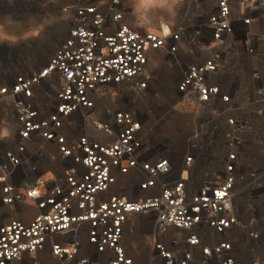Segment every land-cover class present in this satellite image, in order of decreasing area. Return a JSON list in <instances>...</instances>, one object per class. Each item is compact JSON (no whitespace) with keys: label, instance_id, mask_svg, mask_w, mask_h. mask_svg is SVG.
Here are the masks:
<instances>
[{"label":"built area","instance_id":"built-area-1","mask_svg":"<svg viewBox=\"0 0 264 264\" xmlns=\"http://www.w3.org/2000/svg\"><path fill=\"white\" fill-rule=\"evenodd\" d=\"M190 2L163 35L56 0L44 65L0 47V264H264V0Z\"/></svg>","mask_w":264,"mask_h":264},{"label":"rangeland","instance_id":"rangeland-1","mask_svg":"<svg viewBox=\"0 0 264 264\" xmlns=\"http://www.w3.org/2000/svg\"><path fill=\"white\" fill-rule=\"evenodd\" d=\"M190 1L183 0L182 7L169 26L178 22L181 11L191 9ZM133 2L134 0H123L128 20L135 28H139L134 23ZM52 18H55V22L48 24L40 37L27 42L22 41L16 45H11L7 41H0V47L11 51L14 54V61L17 63L42 66L53 55L57 45L63 39L66 28L56 0H0V32L7 35L20 36L29 29L38 27ZM166 80L165 76L159 78L157 86L159 95L152 102L153 110L157 115L164 112V106L168 103L167 97L163 95L167 93L166 90L169 87ZM172 85L170 84V86ZM186 122L187 117L176 114L170 118L167 129L173 131L174 129H182Z\"/></svg>","mask_w":264,"mask_h":264},{"label":"clouds","instance_id":"clouds-1","mask_svg":"<svg viewBox=\"0 0 264 264\" xmlns=\"http://www.w3.org/2000/svg\"><path fill=\"white\" fill-rule=\"evenodd\" d=\"M183 0H134L133 15L137 27L148 31L160 29L163 35L170 32L169 25L174 21L178 10L182 7ZM55 22V18L46 20L44 24L31 28L20 36L7 35L0 32V41H7L11 45L27 42L41 36L44 28ZM13 129L7 123L0 124V140L10 139Z\"/></svg>","mask_w":264,"mask_h":264},{"label":"snow or ice","instance_id":"snow-or-ice-1","mask_svg":"<svg viewBox=\"0 0 264 264\" xmlns=\"http://www.w3.org/2000/svg\"><path fill=\"white\" fill-rule=\"evenodd\" d=\"M32 195H33V196H35V195H36V193H32Z\"/></svg>","mask_w":264,"mask_h":264},{"label":"bare ground","instance_id":"bare-ground-1","mask_svg":"<svg viewBox=\"0 0 264 264\" xmlns=\"http://www.w3.org/2000/svg\"><path fill=\"white\" fill-rule=\"evenodd\" d=\"M178 13V12H177Z\"/></svg>","mask_w":264,"mask_h":264}]
</instances>
